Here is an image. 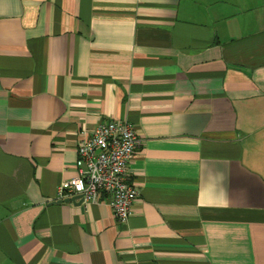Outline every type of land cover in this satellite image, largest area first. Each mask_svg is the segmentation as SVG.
<instances>
[{"label":"crops","instance_id":"0c3cea01","mask_svg":"<svg viewBox=\"0 0 264 264\" xmlns=\"http://www.w3.org/2000/svg\"><path fill=\"white\" fill-rule=\"evenodd\" d=\"M110 121L124 223L58 197ZM0 264H264V0H0Z\"/></svg>","mask_w":264,"mask_h":264},{"label":"built area","instance_id":"2783aa9c","mask_svg":"<svg viewBox=\"0 0 264 264\" xmlns=\"http://www.w3.org/2000/svg\"><path fill=\"white\" fill-rule=\"evenodd\" d=\"M79 135L76 176L60 188L58 197L80 196L84 205L105 201L114 219L124 223L138 195L129 182L127 168L141 138L132 124L122 121L101 123Z\"/></svg>","mask_w":264,"mask_h":264},{"label":"water","instance_id":"95a60500","mask_svg":"<svg viewBox=\"0 0 264 264\" xmlns=\"http://www.w3.org/2000/svg\"><path fill=\"white\" fill-rule=\"evenodd\" d=\"M65 201L66 202H72V203H74L76 205H81L82 204V199H81L80 196H75V197H73L71 199H68V200H65Z\"/></svg>","mask_w":264,"mask_h":264}]
</instances>
